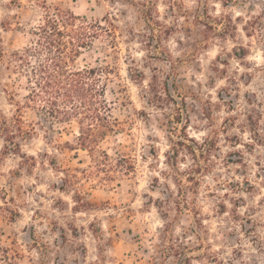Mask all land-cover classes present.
<instances>
[{"label": "rangeland", "instance_id": "1", "mask_svg": "<svg viewBox=\"0 0 264 264\" xmlns=\"http://www.w3.org/2000/svg\"><path fill=\"white\" fill-rule=\"evenodd\" d=\"M45 2L103 25L78 63L108 67L106 99L122 129L102 147L134 172L83 173L94 163L76 146L77 123L50 142L40 114L23 108L34 132L18 140L35 160L4 153L0 135V264H185V255L264 264V0H0L4 50L29 44ZM5 87L0 75V110L12 117ZM186 135L212 147V170L196 185L203 226L173 202L158 207L165 183L177 191L162 174L166 152ZM183 155L181 171L194 165Z\"/></svg>", "mask_w": 264, "mask_h": 264}, {"label": "trees", "instance_id": "2", "mask_svg": "<svg viewBox=\"0 0 264 264\" xmlns=\"http://www.w3.org/2000/svg\"><path fill=\"white\" fill-rule=\"evenodd\" d=\"M42 7L45 14L33 29L34 38L28 45L6 51L0 40V63L4 66L3 69L0 67V75L7 76L12 84L11 90L5 87L4 91L8 93L11 101H16L17 85L25 82L24 89L27 92L23 101H16L17 109L12 117H7L0 110V135L5 141L4 153H16L35 160L33 155L21 151L18 140L27 139L34 132L33 126L30 129L23 126L22 109L30 108L40 114L41 120L38 124L51 136L48 138L50 142H54L51 132H60L61 124L72 121L77 123L76 146L87 150L92 164L94 163L92 169L81 170L83 173L100 176L102 179L99 174L105 172L110 180L116 178L115 174L130 175L134 172L132 161L127 157L115 158L102 147L107 135L122 129L106 99L104 74L108 67L80 66L78 63L83 50L99 37L103 25L93 19L89 20L87 15L75 13L63 3L50 5L45 2ZM149 20L151 19L148 17V23H151ZM152 101L149 99L150 103ZM55 143L58 148L61 147V143ZM207 143V139L199 142L188 135L183 140L172 142L170 150L166 152V164L170 170L162 174L170 176L177 191H172L165 183V197L158 201V207L162 210L166 204L173 202L177 211H190L197 218L196 222L202 226L196 185L200 184L205 172H210L213 167L212 147ZM65 144L71 146L70 141H65ZM181 152L184 153L182 158L190 156L194 161V165L182 171L178 165ZM114 172L116 173L113 175ZM4 204L8 206L7 201ZM5 206L0 205V209H6ZM162 212L164 218H167L168 211ZM190 259V256L185 255V264Z\"/></svg>", "mask_w": 264, "mask_h": 264}]
</instances>
